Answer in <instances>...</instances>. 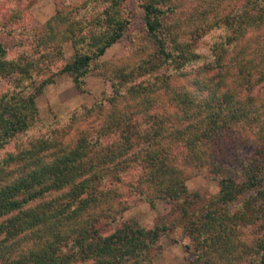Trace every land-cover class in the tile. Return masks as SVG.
Returning a JSON list of instances; mask_svg holds the SVG:
<instances>
[{
	"label": "trees",
	"instance_id": "1",
	"mask_svg": "<svg viewBox=\"0 0 264 264\" xmlns=\"http://www.w3.org/2000/svg\"><path fill=\"white\" fill-rule=\"evenodd\" d=\"M28 1L0 0L11 5L0 34L21 48L10 57L0 43V82H9L0 93V151L8 149L0 156V264H154L160 239L178 230L192 254L183 264H264V233L252 232L264 231V51L229 58L264 27V0H242L223 16L204 0L184 27L180 0H140L148 59L106 76L104 115L100 102L78 107L42 134L36 98L61 73L86 91L87 75L125 34L130 0L57 4L32 30L23 26ZM216 30L222 39L206 40ZM65 43L73 57L58 69ZM176 80L183 84L172 87ZM94 115L98 128L65 142V128ZM231 139L252 146L233 168L216 155ZM184 166L210 175L217 194L202 201L189 193ZM122 186L179 217L150 228L119 220Z\"/></svg>",
	"mask_w": 264,
	"mask_h": 264
},
{
	"label": "rangeland",
	"instance_id": "2",
	"mask_svg": "<svg viewBox=\"0 0 264 264\" xmlns=\"http://www.w3.org/2000/svg\"><path fill=\"white\" fill-rule=\"evenodd\" d=\"M83 1L84 0H29L28 3H26L27 12L24 15L25 21L23 26L27 30L37 28L55 14L57 4L65 3V5L72 8L80 5ZM180 1L179 7L177 8V18L179 24H182L181 27H184L188 20L193 17L196 18L197 10L201 9L204 0ZM210 1L212 2V6L217 7L218 11L220 10L221 16L232 13L234 9L239 8L243 2L242 0ZM139 4L140 0H130L125 4L126 13L130 21L125 34L118 43L109 48L104 56L98 60L99 66L94 67L89 75H87L85 78L86 91L84 93L77 91L71 77L67 73H61L54 76L52 83L47 85L43 92L36 98L39 121L43 123V127L41 126L42 129L38 131L39 134L43 133V130L48 124L61 119L75 108L84 106L87 109H91L96 102H100L102 103L103 115L110 109V103L107 100H109L108 97L111 96V91L110 83L107 81L106 76L116 68H127L128 66L139 63L141 60L145 61L148 59L150 42L144 33L143 15ZM10 8L11 5H6L5 2L0 3V18L5 16ZM220 34L221 32L216 30L205 38L206 40H210L216 37L217 40H220L222 39ZM17 38L22 40L24 37L19 36ZM206 40L203 38L200 42L204 43ZM0 43L7 49L10 57L17 56L18 52L21 51L14 37H6L0 34ZM201 43L198 45L199 48L197 50L203 56L200 62H208L209 59L204 47L205 45ZM239 45L241 46L242 52L240 53V50L237 52L238 47L234 48L229 56L230 59L235 56H243L246 59L253 57L254 60H257L264 51V27L245 35ZM63 48L64 59L61 63H58V69L64 64L71 62L74 53L70 43H65ZM225 63H228V61ZM182 84V80H176L170 83L172 87L176 88ZM7 87H9V82L7 80L0 82V93ZM100 118L101 117H96L94 115L87 119L72 123L68 128H65V142L71 143L79 132L85 131L91 133L100 126ZM235 140L236 139H231V141L226 140L221 145V153L216 154L220 165L233 168L236 158L246 157L252 150L251 145L242 143V146H238ZM6 150L0 151V156H2ZM181 158V156L178 157V160H182ZM184 169L188 174L185 185L189 193L197 194L202 201H207L213 195L217 194L219 190L217 181L211 179L210 175L205 171L204 173H197L192 167L186 166H184ZM134 172L135 170L131 171V173ZM132 180L133 178L130 173L124 178V182ZM128 188V186H122L120 188V199L122 198L124 201H127V208L117 216L119 220L134 221L141 227L150 228L154 224L159 223L161 218L172 220L179 217L170 204L161 201L156 203L154 207H150V205L140 199L138 195L136 196L129 191ZM252 232H255L256 238H259L264 233L261 228L258 231ZM183 236V233L178 230L168 232V235L162 237L159 241V252L153 258V263L183 264L190 262L192 260V254L189 249L184 248L182 245L181 240Z\"/></svg>",
	"mask_w": 264,
	"mask_h": 264
}]
</instances>
